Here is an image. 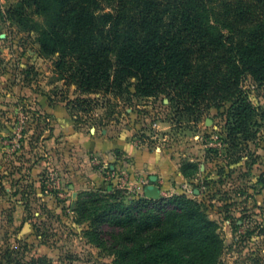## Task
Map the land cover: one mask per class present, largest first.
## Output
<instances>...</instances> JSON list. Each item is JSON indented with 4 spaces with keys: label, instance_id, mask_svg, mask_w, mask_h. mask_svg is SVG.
Listing matches in <instances>:
<instances>
[{
    "label": "rangeland",
    "instance_id": "rangeland-1",
    "mask_svg": "<svg viewBox=\"0 0 264 264\" xmlns=\"http://www.w3.org/2000/svg\"><path fill=\"white\" fill-rule=\"evenodd\" d=\"M0 24V264H128L109 219L122 206L144 209L137 202L148 185L160 189L156 203L185 196L199 204L222 243L217 264H264V120H253L250 138L231 140L230 103L196 120L163 96H133L132 86L120 96H82L59 80L55 57L38 56L36 35L2 12ZM241 89L262 110L264 85L246 76ZM34 96L63 103L79 134L134 140L174 175L152 182L143 168L132 173L93 152L72 165L68 141L54 138ZM77 99L91 109H78Z\"/></svg>",
    "mask_w": 264,
    "mask_h": 264
},
{
    "label": "trees",
    "instance_id": "trees-1",
    "mask_svg": "<svg viewBox=\"0 0 264 264\" xmlns=\"http://www.w3.org/2000/svg\"><path fill=\"white\" fill-rule=\"evenodd\" d=\"M5 19L36 35L38 56L55 57L59 80L82 96L132 86L133 96H163L196 120L230 103L231 140L250 138L253 120H264V105L241 89L246 76L264 85V0H16ZM73 104L91 109L89 99ZM137 204L145 208L122 206L109 219L128 264H217L222 243L199 204Z\"/></svg>",
    "mask_w": 264,
    "mask_h": 264
},
{
    "label": "crops",
    "instance_id": "crops-1",
    "mask_svg": "<svg viewBox=\"0 0 264 264\" xmlns=\"http://www.w3.org/2000/svg\"><path fill=\"white\" fill-rule=\"evenodd\" d=\"M10 4L8 0H2ZM11 5V4H10ZM9 6V5H8ZM2 27V24H0ZM0 33V37H1ZM9 98V97H8ZM31 100L37 102L39 107L44 110L51 121L52 133L54 138L59 140L65 139L69 143V149L72 150L70 162L75 166L78 156L93 152L102 156L108 162L116 161L123 168L136 172L143 168V173L150 179L167 178L174 175L173 172H164L161 161L155 154H145L135 145L134 140H126V137L111 138L104 135L102 138H90L86 135L79 134L71 121L70 115L63 103L49 104L41 96H34ZM62 137V138H60ZM117 157H116V156ZM80 162V160H79ZM85 163V161H84ZM81 165H85V164Z\"/></svg>",
    "mask_w": 264,
    "mask_h": 264
},
{
    "label": "water",
    "instance_id": "water-1",
    "mask_svg": "<svg viewBox=\"0 0 264 264\" xmlns=\"http://www.w3.org/2000/svg\"><path fill=\"white\" fill-rule=\"evenodd\" d=\"M152 182L155 179H151ZM144 195L147 199L158 200L160 197V189L155 185H148L143 190Z\"/></svg>",
    "mask_w": 264,
    "mask_h": 264
},
{
    "label": "built area",
    "instance_id": "built-area-1",
    "mask_svg": "<svg viewBox=\"0 0 264 264\" xmlns=\"http://www.w3.org/2000/svg\"><path fill=\"white\" fill-rule=\"evenodd\" d=\"M2 0H0V12H2L4 15H5V11H4V8L2 7ZM19 116V119L23 120L25 118V116L21 113V114H17ZM151 129L153 130V134L157 135V132H158V122L154 121L151 123ZM215 138H218V136H215ZM222 146V142L220 141L219 143V147Z\"/></svg>",
    "mask_w": 264,
    "mask_h": 264
}]
</instances>
